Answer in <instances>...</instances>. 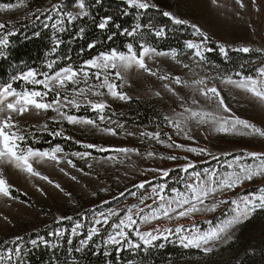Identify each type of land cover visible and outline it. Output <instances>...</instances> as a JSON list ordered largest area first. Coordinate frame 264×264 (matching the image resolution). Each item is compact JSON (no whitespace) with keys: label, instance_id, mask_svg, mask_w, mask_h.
Returning a JSON list of instances; mask_svg holds the SVG:
<instances>
[{"label":"snow or ice","instance_id":"6c2138e0","mask_svg":"<svg viewBox=\"0 0 264 264\" xmlns=\"http://www.w3.org/2000/svg\"><path fill=\"white\" fill-rule=\"evenodd\" d=\"M215 4L217 0H212ZM126 8L136 10V21L130 27H121L120 24L114 23L111 15L99 18L95 27L101 31H109L110 25L118 31H111L107 35V41H113L117 35L129 38L128 42L121 48L110 47L102 50L89 59L83 60L77 66L73 63H67L63 67H57L58 58L47 59L44 62L43 69L37 67H28L26 70L19 71L12 75L9 80L0 82V161H7L14 165L22 172L31 176L38 177L46 181L49 185H54L61 192L64 189L58 182H54L47 175L33 167V161L36 162H54L56 165L66 163L71 168H76V164L70 157L86 159L90 157L88 151L65 153L61 145L56 144L54 147L40 149L33 147L37 143L35 132L30 129L22 128L16 119L30 110L37 112H55L57 115L52 117V122L63 124L67 122L71 125H84L98 127L97 120L85 116L71 114L73 110L79 112L81 108L90 109L97 113L98 120L104 122L106 119L105 110L109 104L105 96L120 101H129L131 97L122 91V84L117 83L124 79L123 73L130 69L136 68L145 74L157 77L162 82V90L170 93L178 105L179 110L172 109L169 114H165L162 119L167 127L172 129L175 135H183L187 140H194L189 133L193 124L197 126L208 125L217 133L237 132L238 126L247 130L240 134L258 135L264 137V128L257 127L255 124L241 119L240 117L224 115L230 113L231 109L225 104L220 90L216 87L214 81L220 79L222 83L235 86L238 89L251 93L253 97L264 102V66L255 69L254 74H245L244 66L235 72L236 79L232 75L225 74L220 76H210L207 73L200 76L194 73L197 78L185 79L181 76H172L171 74H162L146 62V58L153 63L159 57H169L182 67L192 71V66L183 63L179 57L186 55L187 52H179L177 49L158 50L154 46L147 44L142 39L144 31L151 32L155 37L166 35V27H155L151 23L144 24L141 22V15L149 8L156 7L150 4L148 0H123ZM239 7H245L243 0H236ZM14 5L5 3L0 5V9L11 10ZM73 7L78 11L67 10L60 3L52 4L49 8L41 11L37 9L31 15L35 19L44 16L45 23L43 28L51 29V46L47 56L54 57L57 50L63 44L62 33L67 31V25L74 24L77 20H84L92 15L91 8L86 0H73ZM124 16L130 14L129 11L122 13ZM174 25L190 24L193 29V35L198 36L199 40H187L184 42V48L191 51L190 60L196 67L203 68L206 61V53L213 51L207 47L209 37L200 27L190 21L181 19L170 11L163 12ZM95 19V18H94ZM84 28H80L77 36L83 38ZM17 35V30L13 25L11 29L5 24L0 23V58H7V50L12 43V37ZM39 31H34L31 38L40 37ZM27 38V37H26ZM97 47V41L93 40L87 45L91 51ZM242 53H249L253 49L249 46H242L233 49ZM219 53L225 58L228 57L229 47L223 44L218 45ZM83 49H81V53ZM71 60V57H67ZM264 65V62H262ZM91 81V83H90ZM211 86H209V82ZM20 84L18 88L14 85ZM182 85L192 93L191 106H189L183 96H181L173 87ZM83 85V86H81ZM203 97L205 101H215L216 109L208 110L200 107V101L196 99V94ZM101 97L99 101L89 99L88 96ZM157 97L162 98L161 91L155 93ZM51 96V98H49ZM107 119H111L107 117ZM118 127H123L118 125ZM40 130L48 132L53 138L65 136L63 128L49 130L48 124L39 126ZM159 129V124L157 125ZM111 135H116V128L106 127L101 129ZM134 135V133H128ZM162 135L166 139H162ZM140 136L147 137L159 144H163L169 149H181L186 153H193L198 156L211 157L216 161L214 167H204L197 170V162L190 159L188 155L178 156L161 155V159L171 161L183 160L184 163L177 165L176 169L172 168H150L146 171L155 172L160 180L164 182L141 181L133 187L145 190L139 195L133 191L130 193L137 198L138 203L125 205L118 209L109 208L106 211L96 212L94 209L91 218L87 213L81 214L85 223L79 218L70 215H59L54 223L60 225L64 221L71 222L70 227H56L48 235L55 239V243L43 236H37L29 242L32 246L37 247L40 244L56 248L60 241L67 238V243L72 245L73 238L79 237L78 245L75 247L76 252H81L95 242L96 238L102 241L104 249H114L117 254L126 249L147 251L152 247L164 248L165 243L170 239L178 242L183 248H195L201 250L204 254L211 253L215 246L220 242H226L232 239V230L239 224L244 223L251 213L258 208L264 209V187L258 192L249 193L239 198L228 200L217 197L226 190H233L245 181H251L254 176L264 175V152H246L243 156L235 155L231 160L224 161L222 170L220 157L212 156V153L206 148L188 146L172 140L169 133H163L159 130L154 132L142 131ZM65 139L71 137L65 136ZM31 141V142H30ZM77 143H80L77 141ZM85 149H98L101 152L109 151L95 144H84ZM118 154L127 155L130 152L139 154V149L120 147L111 149ZM155 152L148 151L147 156L153 157ZM224 156L232 155L224 153ZM251 158L254 163H246ZM114 159V157H108ZM91 167V165H89ZM64 172V168L59 169ZM179 171L184 175L179 176L176 183L181 187H170L167 180L171 178L173 171ZM79 171H83L80 169ZM76 180L75 176L71 177ZM155 179V178H154ZM146 185L150 192L146 190ZM11 186L4 178L0 171V195L11 197ZM41 194L46 195L42 188H38ZM107 191V189H102ZM127 192L128 190L125 189ZM70 196V193L68 194ZM93 196L97 193L93 192ZM125 192H120L119 196L123 197ZM114 199H116L114 197ZM151 201V203H148ZM103 203L107 204L108 201ZM231 205L229 213H222V219L205 220L206 227H202L195 216L215 213L220 205ZM7 220V217L4 218ZM184 219L191 220L189 225L180 223ZM160 221H167L169 224L175 221L174 226H160ZM155 225L142 230V225ZM24 238L16 236L11 243L14 247H8L0 251V264H22L21 254L23 252L20 241ZM157 242H160L157 244ZM8 243V241H5ZM105 256L111 255L105 251ZM15 258V259H14Z\"/></svg>","mask_w":264,"mask_h":264},{"label":"rangeland","instance_id":"374dc122","mask_svg":"<svg viewBox=\"0 0 264 264\" xmlns=\"http://www.w3.org/2000/svg\"><path fill=\"white\" fill-rule=\"evenodd\" d=\"M49 2H52V0H42L34 4L23 1L12 3L14 5L13 9H0V23H11L29 18L33 12L45 7ZM148 2L167 6L174 15L198 25L203 32L207 33L208 37L217 39L222 43L229 45L254 44L264 47V0H243L245 5L243 8L239 7L236 0H217L215 4L212 0H176L174 5L169 0H148ZM73 11H78V9L73 8ZM189 57H191V54L182 55L179 59L183 63L190 64L192 71L182 67V64L176 63L169 57H159L155 63L146 58V62L149 63L154 71L158 69L162 74L181 76L189 80L197 78L194 73L200 76L205 75V73L210 76L219 74L221 77L228 74V72L216 66L204 64L203 68L196 67ZM262 62H264V58L260 57L253 64L258 65V68L264 66ZM123 76L124 79L117 83L122 84V91L126 92L131 99L150 101V104L161 113L162 117L165 114H169L174 108L179 110L177 103L174 102L175 98L170 93L162 90V83L164 82L157 77L145 74L135 67L127 73H123ZM232 77L233 79L237 78ZM211 83L210 81L209 86H211ZM214 83L220 90L225 104L231 109L230 113H223L224 115L240 117L255 124L257 127L264 128V102L253 97L251 93L222 83L220 79H216ZM173 87L184 97L185 102L191 106L192 93L182 85L173 84ZM157 91H161L162 98L155 95ZM88 98L94 101L101 99V97L90 94ZM103 99H106L110 106L126 102L107 96ZM196 99L200 101V107L208 110L216 109L215 101H205L198 93L196 94ZM56 115L55 112L50 110L48 112H37L33 109L22 116H17L16 119L22 128L33 131V128L40 130L39 126L52 121V117ZM97 124L98 127L95 128L84 125H70L75 131L85 134L91 142L108 148L109 151H107L106 155H94L89 152L91 155L86 159L70 157L76 164V168H71L66 163L56 165L51 161L43 163L33 161V167L43 175L49 176L54 182H58L64 189L63 192L38 177L22 172L6 160L0 161V171H2L11 188L26 194L36 206L33 208L13 196L9 198L0 195V238L1 236L3 238L2 240L0 239V251H3L2 248L4 246H7V248L11 247L13 245L11 241L16 236L24 237L39 229H47L51 232L56 227H66L65 225L71 224L69 221H64L60 225L55 224L54 221L59 215H70L74 218H79L87 227V221L81 215L83 213H87L90 219L93 209L98 213L109 208L118 209L125 205L138 203L137 198L130 195V193L135 191L139 195L145 190L134 188L135 184L141 181L164 182L159 179L155 172L146 171L147 169H176L177 165L184 163L183 160L161 159V155L165 157L169 155H188L190 159L197 162V170L216 166L217 162L213 161L211 157L186 153L181 149H169L163 144L140 136L142 131L154 132L159 130L162 134L169 133L172 136V140L178 143L206 148L212 153V156L220 157L222 170H226L223 166L224 161L231 160L235 155L243 156L244 153L252 151L264 152V137L240 134L241 132H247V130L239 126L237 132L217 133L208 125L197 126L193 124L189 134L194 137V140H187L183 135H175L174 131L167 127L164 121L159 129L154 125L137 126L125 124L115 119L109 120L107 116L104 122H100L97 119ZM118 125L123 127H118ZM106 127L116 128V135L101 131V129ZM128 133H134V135H129ZM162 139H166V137L162 135ZM120 147L139 149V154L130 152L125 155L111 150ZM148 151L155 152V155L148 157ZM224 153L232 155L224 156ZM108 157H114V159H108ZM246 163L252 164L254 161L248 158ZM61 167L65 169V172L68 173L67 175L59 170ZM80 169H83V171H79ZM182 175L184 174L178 170L173 171L171 178L167 180L169 186L182 188V185L176 183L177 178ZM72 176H75L76 180H72ZM263 184L264 175L254 176L251 181H245L233 190H226L217 198H226L228 200L239 198L253 193V191L245 192V190L257 188L259 191ZM38 188H42L46 195L41 194L37 190ZM102 189H107V191H102ZM125 189L128 191L126 192ZM146 190L150 192V188L147 185ZM93 192L97 193V195L93 196ZM120 192H125V195L120 197ZM69 193L70 196L68 195ZM104 201L109 203L105 204L103 203ZM148 203H151V201H148ZM230 208V204H222L215 213L207 215L197 214L195 220L202 227H206L205 220L222 219V213H229ZM252 214L244 223L237 225L232 230L231 240L220 242L215 246L213 251L218 252L214 261L215 264H228L227 258L236 256L238 250L242 251L243 248L253 245V243L260 242L264 246V221H250ZM5 217H7V220L4 219ZM175 223V221L171 222V224L167 221H160V226H174ZM180 223L189 225L191 220L184 219ZM154 226L153 224L142 225L141 227L142 230H148V228ZM50 238L53 237L50 236ZM73 240L79 242V237L73 238ZM95 240L98 242L96 247L99 248L102 242L100 238ZM5 241H8V243H5ZM229 243H232L231 246L229 245L230 247H228Z\"/></svg>","mask_w":264,"mask_h":264},{"label":"trees","instance_id":"16d2710c","mask_svg":"<svg viewBox=\"0 0 264 264\" xmlns=\"http://www.w3.org/2000/svg\"><path fill=\"white\" fill-rule=\"evenodd\" d=\"M19 1L34 4L42 0H0V4H12ZM169 2L174 5L176 0H169ZM56 3H60L67 10L73 11V0H52V2L46 4L40 10L43 11ZM86 3L91 8L92 15L84 20H77L74 24L67 25V31L60 34L63 44L57 50L54 57L47 56L51 46L50 37L52 30L43 28V24L45 23L43 15L38 20L31 16L15 22L5 23L10 29L14 25L17 30V35L12 37V43L7 50V58H0V82L9 80L12 75L26 70L28 67L43 69L46 58H58L57 67H63L67 63H73L78 66L81 61L89 59L102 50H107L110 47L121 48L123 44L128 42L129 38L119 35L113 41H107V35L111 34V31L118 30L110 25L109 31H101L95 27V24L99 22L100 17L111 15L114 23L120 24L121 27H130L136 21V10L127 9L123 0H86ZM153 5L156 7L149 8L141 15V22L144 24L151 23L157 28L165 26L167 29L166 35L163 37H155L151 32L144 31L142 33V39L158 50L177 49L179 52L191 54V51L184 48V42L190 39L199 40L200 38L193 35V29L190 27V24H172L169 18L163 15V12L169 11L167 6L161 4ZM126 10L130 12L128 16L122 14ZM80 28H84L85 30L83 38H78L77 36ZM34 31H39L41 33L40 37L31 38ZM93 40L97 41V47L90 51L87 45ZM219 44L229 47L227 58L219 53ZM242 46H249L253 51L242 53L233 50ZM207 47L213 49V51L206 53L205 65L216 66L228 72V75L234 77H236L235 72L240 70L241 65L244 66L243 71L246 75L254 74L258 65L253 64V62L260 57L264 58V47L254 44L229 45L209 37ZM81 49H83L82 53ZM67 57H71V60H67ZM14 86L21 87L20 84ZM72 114L95 120L98 119L97 113L86 108H81L79 112L73 110ZM105 115L125 124L137 126H157L159 124V128L163 125L161 113L148 100L132 98L122 104L109 105V108L105 110ZM47 124L49 130L62 127L65 136L71 137V139H65V136L53 138L48 132L33 128L32 132H35L38 141L33 144V147L43 150L59 144L66 152L88 151L94 155H106L108 153L101 152L95 148L85 149L83 147L84 144H98L87 139L85 134L75 131L66 121L62 125L53 123L52 121H48ZM77 141L80 143H77ZM261 187H264V184ZM10 191L11 196L27 203L33 208L36 207L30 197L23 192L14 188H10ZM249 191L257 192L258 189L252 188L245 190V192ZM249 220L264 221V209L258 208L253 212ZM70 225L67 224L65 226L70 227ZM49 232L47 229H39L23 237L24 239L19 242L23 249L21 254L22 264H215L214 261L218 253L212 251L209 254H204L201 250L195 248L186 249L173 240L164 242V248L157 246L149 248L147 251L143 249H126L117 254L114 249L109 248L108 252L111 253L109 256L104 255L106 249L101 244L99 248L96 247L97 240L81 252L75 251V247L78 245L77 240H73L72 245H69L67 238L61 240L56 248L46 247L43 244L34 247L30 244L29 241L37 238V236H43L55 243V239L50 238L48 235ZM0 239H3L2 236ZM159 243L157 242V244ZM231 244L229 243L228 247ZM11 247H14V245ZM6 248L7 246H4L2 250ZM227 263L264 264V246L260 242L246 246L242 251L238 250L236 256L227 258Z\"/></svg>","mask_w":264,"mask_h":264}]
</instances>
